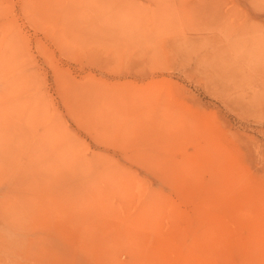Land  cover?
Listing matches in <instances>:
<instances>
[{
	"label": "rangeland",
	"instance_id": "1",
	"mask_svg": "<svg viewBox=\"0 0 264 264\" xmlns=\"http://www.w3.org/2000/svg\"><path fill=\"white\" fill-rule=\"evenodd\" d=\"M0 264H264V0H0Z\"/></svg>",
	"mask_w": 264,
	"mask_h": 264
}]
</instances>
